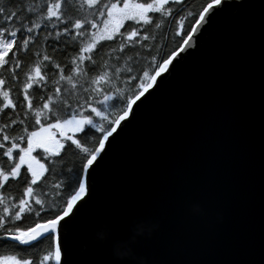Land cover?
<instances>
[{"label": "water", "instance_id": "95a60500", "mask_svg": "<svg viewBox=\"0 0 264 264\" xmlns=\"http://www.w3.org/2000/svg\"><path fill=\"white\" fill-rule=\"evenodd\" d=\"M222 3L112 142L72 222V264H264V0Z\"/></svg>", "mask_w": 264, "mask_h": 264}, {"label": "snow or ice", "instance_id": "6c2138e0", "mask_svg": "<svg viewBox=\"0 0 264 264\" xmlns=\"http://www.w3.org/2000/svg\"><path fill=\"white\" fill-rule=\"evenodd\" d=\"M176 3L180 0H108L102 5L99 0H0V114L9 121L0 126V188L10 179L26 181L23 195L18 199L9 197L0 214V242L5 246H23L22 250L28 251L48 241L49 250L36 264H72V222L92 200L98 170L112 142L132 123L143 102L192 55L187 46L192 33L198 31L195 25L205 22V13L212 12L207 17L211 21L223 10L222 0H212L198 13L178 47L160 61L153 56L155 64L136 76L131 75L132 67L125 72L109 63H119L118 53L125 48L143 47L154 15H170L171 5ZM214 5L219 7L214 9ZM73 8L80 10L76 18L69 15ZM160 26L156 23V28ZM116 40L123 42L118 48H109L98 64L94 57L103 42ZM49 47L53 53L71 49L67 63L62 66L56 62L48 54ZM32 48L36 49L33 61L21 78V53L27 54ZM178 52L184 55L172 63ZM4 71L9 73L10 81L3 76ZM122 73L127 75L126 82L135 84L134 91L129 89L131 94L117 86ZM17 86L14 100L12 90ZM32 89L41 93L39 97L30 96ZM18 109H23V118ZM17 124L22 126L20 134L9 136L5 130ZM93 130L100 134L97 145L85 147L77 134L89 137ZM105 141H109L108 150L101 155ZM69 149L84 154L80 168L73 175L72 168L62 167L60 175L65 179L52 185L54 192L44 190L42 178L55 172L57 161ZM65 186L70 193L66 197ZM37 187L42 188L39 194ZM26 216L31 222H26ZM0 264H32V260L31 256L17 259L11 254L0 255Z\"/></svg>", "mask_w": 264, "mask_h": 264}, {"label": "trees", "instance_id": "16d2710c", "mask_svg": "<svg viewBox=\"0 0 264 264\" xmlns=\"http://www.w3.org/2000/svg\"><path fill=\"white\" fill-rule=\"evenodd\" d=\"M39 2V0H37ZM108 2V0H99V3L102 5L103 3ZM138 3H146L150 2V0H135ZM212 3V0H180V3L172 4L170 15L161 16L159 14L154 15L153 24L148 26L146 31L149 35V39L144 42V46L137 47H129L125 48L123 53H118L120 56L119 63L116 61H109L113 67L119 66L123 69L127 67H132L133 72L132 76H136L141 72L142 69H150L151 66L155 64L156 61H160L163 58H166L167 55L181 42V37L187 32L191 26L195 24V19L198 18V13L202 10L203 7L207 6V4ZM65 10L68 11V5H65ZM85 11L87 9H84ZM80 13V10L77 8H73L69 15L73 18H76ZM191 13V15H190ZM156 23H160V28H156ZM123 41L116 40L114 42H103V47L100 48V51L96 54L94 58L97 59L98 64L101 62V57L104 53L107 52L109 48H118L119 44ZM51 43V42H50ZM31 47V46H30ZM36 49L32 48L30 52L27 54L21 53V59L24 61L23 69L19 73L22 78V72L26 71L27 68L31 65L33 61L32 52ZM48 54L53 56V59L60 63L62 66L67 63V60L70 58L72 54V50L69 49L67 53L56 52L53 53L51 47L48 48ZM10 55V54H9ZM156 58V61H152V57ZM131 58V59H129ZM151 61V65H150ZM67 71V70H66ZM66 74V72H65ZM3 76L6 80L10 81V75L7 71L3 72ZM127 75L122 73L119 82L117 83L118 87L124 88L128 91V94H131V91L135 90V84L133 82H126ZM129 89L131 91H129ZM41 93L36 90H30V96L39 97ZM18 95V86L12 90V98L15 100ZM33 103H37V101H33ZM21 113L20 118H23V109H18ZM111 111V109H110ZM13 118H15V114H13ZM9 123L8 119L0 114V126L3 124ZM21 127L19 124L13 126L12 128L6 129V133L9 136L19 135L21 131ZM99 133L93 130L89 133V137H85L83 135L77 134L78 138L81 140V143L88 148H92L97 145V141L99 138ZM40 150H36L39 152ZM34 152V155H36ZM83 153L79 150L69 149L66 153L62 155V158L59 159L55 165V172L52 175L45 174L46 179L42 178L44 190H48L50 193L54 192L55 189L52 187L57 181L65 179L60 175L62 167L64 168H72L73 175H75L76 171L80 168L82 164ZM40 159L39 156H37ZM45 162V161H42ZM46 163V162H45ZM51 167L50 165H47ZM23 173V169H22ZM26 181L22 178H18L15 181L11 179L5 183L3 188H0V214L3 212V207L7 203L9 197L13 199H18L23 195V188L25 186ZM42 191V188L37 187L36 192L39 194ZM69 193V189L65 186L63 189V196L66 197ZM26 222H31V217H25ZM23 246L20 248L15 247L14 245L5 246L2 242H0V255H15L17 259H26L31 256L32 264H36V261L43 255L44 251L49 250V242L46 241L42 245L38 246L34 249H29L28 251L22 250Z\"/></svg>", "mask_w": 264, "mask_h": 264}, {"label": "clouds", "instance_id": "9594fccd", "mask_svg": "<svg viewBox=\"0 0 264 264\" xmlns=\"http://www.w3.org/2000/svg\"><path fill=\"white\" fill-rule=\"evenodd\" d=\"M134 233L136 234H143L144 233V226L142 224H137L134 229ZM110 234V230L108 229L107 225L102 226L100 229L97 230L95 233V239L98 241H104L108 239ZM113 253L117 259H124L126 257L132 258L133 252L131 247L129 246L128 242L125 241H117L113 245Z\"/></svg>", "mask_w": 264, "mask_h": 264}, {"label": "rangeland", "instance_id": "374dc122", "mask_svg": "<svg viewBox=\"0 0 264 264\" xmlns=\"http://www.w3.org/2000/svg\"><path fill=\"white\" fill-rule=\"evenodd\" d=\"M33 155H34V153H33Z\"/></svg>", "mask_w": 264, "mask_h": 264}]
</instances>
